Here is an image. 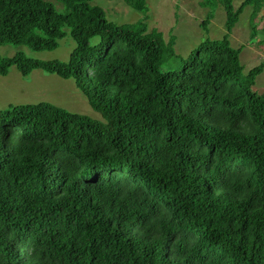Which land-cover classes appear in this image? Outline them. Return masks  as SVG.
I'll return each instance as SVG.
<instances>
[{
    "label": "trees",
    "instance_id": "trees-1",
    "mask_svg": "<svg viewBox=\"0 0 264 264\" xmlns=\"http://www.w3.org/2000/svg\"><path fill=\"white\" fill-rule=\"evenodd\" d=\"M234 1H199L227 32L183 58L146 0L121 25L92 0H0V46L75 43L67 61L0 55V76L73 78L102 117L0 109V264H264V66L244 73L229 40L248 5L258 35L264 0Z\"/></svg>",
    "mask_w": 264,
    "mask_h": 264
},
{
    "label": "rangeland",
    "instance_id": "rangeland-1",
    "mask_svg": "<svg viewBox=\"0 0 264 264\" xmlns=\"http://www.w3.org/2000/svg\"><path fill=\"white\" fill-rule=\"evenodd\" d=\"M60 7V3L52 0ZM200 0H146L148 8L147 24L149 29L162 32L165 40L174 38L176 54L185 58L205 39H222L227 30L225 27V12L221 6L215 8L213 17L206 27L200 23L205 18L207 10L199 5ZM243 0H235L238 7ZM92 4L100 6L106 13L109 21L116 24H131L140 20L143 15L128 7L124 0H92ZM252 7L246 6L234 28L229 40L234 48L241 47L240 61L244 66V73L260 65L264 66V44L259 43L261 30L264 26V10L255 19L258 35L250 37V14ZM97 38L92 43L97 42ZM75 43L67 35L59 41V46L52 51H32L24 46L2 45L0 55L11 57L18 52L39 60L67 61ZM176 61H171L163 70L175 69ZM254 91L264 92V67L256 77ZM48 102L64 108L70 112L87 115L101 120L100 113L94 111L87 96L77 86L73 78L62 79L54 74L41 70H34L27 77H23L16 67H11L6 76H0V109L10 104H33Z\"/></svg>",
    "mask_w": 264,
    "mask_h": 264
}]
</instances>
